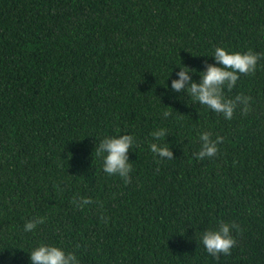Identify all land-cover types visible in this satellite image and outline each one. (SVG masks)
<instances>
[{"label":"trees","instance_id":"16d2710c","mask_svg":"<svg viewBox=\"0 0 264 264\" xmlns=\"http://www.w3.org/2000/svg\"><path fill=\"white\" fill-rule=\"evenodd\" d=\"M0 264H264V0H0Z\"/></svg>","mask_w":264,"mask_h":264}]
</instances>
